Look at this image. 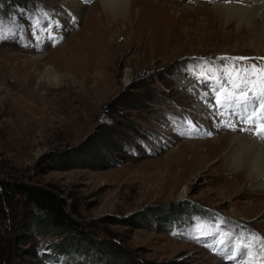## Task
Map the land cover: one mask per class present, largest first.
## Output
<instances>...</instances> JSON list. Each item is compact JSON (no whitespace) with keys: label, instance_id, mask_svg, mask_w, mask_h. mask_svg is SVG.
<instances>
[{"label":"rangeland","instance_id":"rangeland-1","mask_svg":"<svg viewBox=\"0 0 264 264\" xmlns=\"http://www.w3.org/2000/svg\"><path fill=\"white\" fill-rule=\"evenodd\" d=\"M81 1L84 6L75 14L63 0H0V32L7 37L0 39L2 186L25 182L52 189L93 238L127 253L119 264H264V255L256 254L264 247L257 243L252 249L247 238L255 232L264 237V196L240 195L239 189L219 194L221 185L209 174L217 158L175 193L162 185L171 181L182 141L248 132L247 124L216 114L211 105L219 89L190 73L222 67L219 57L250 58L228 60V67H264V51L255 52L234 35L244 26L212 18L209 9L226 0H143L129 21L130 30L152 24L141 46L122 31L125 20L101 34L103 27L90 17L108 9L104 0ZM132 1L126 0L125 11ZM108 45L112 56L99 57ZM85 52L99 58L100 67L91 70L94 79L78 80ZM39 54L43 57L34 61ZM226 87L231 91V85ZM220 120L235 123L236 129L221 126ZM188 121L196 131L188 130ZM184 184L187 192L180 198ZM243 185L247 192L249 184ZM6 196L0 200V264H102L109 259L90 248L71 258L68 237L58 230L39 235L23 198L11 190ZM227 221L245 230L230 235ZM241 244L249 245L251 254L229 259ZM47 249H57L51 263L39 256Z\"/></svg>","mask_w":264,"mask_h":264},{"label":"bare ground","instance_id":"bare-ground-1","mask_svg":"<svg viewBox=\"0 0 264 264\" xmlns=\"http://www.w3.org/2000/svg\"><path fill=\"white\" fill-rule=\"evenodd\" d=\"M142 1L143 0H134L129 3L127 12L124 10L126 0H122V2L121 0H104V3H107L108 5V9H104L103 12L99 14L95 13L94 15H91L92 17L90 18H92L91 20L95 21L97 26L103 27L102 30L100 29L102 35L105 34L106 30H110L114 27L116 28L118 26V21L125 20L127 24L125 23V26L122 31L125 32L126 35L133 34V39L135 40V42H137V44H140L139 46H141L145 43L144 37L147 32H150L149 30H151L152 24H135L134 29L130 30L129 21H131L133 9ZM263 1L226 0L219 2L215 6L211 7L209 10L214 13L212 16L214 20H218L221 22L224 20L227 23L234 22L237 28L240 25L244 26L242 30H238L234 33V35L236 34V36L240 40L246 42V44L255 52H260L261 50L264 51ZM62 3L65 7L69 8L75 14L80 13L84 6L83 1L81 0H63ZM95 4L97 3L93 2L89 5V12H94L96 6ZM123 10L125 13H123L122 17L120 16V18H117L115 21L112 22V24L110 23L107 25V23L110 22L111 16L115 12H121L120 14H122ZM154 11H156L154 14L155 16L160 14L157 9ZM88 17L89 16H87L86 18ZM152 17L153 19H155L154 16ZM152 17L150 18L152 19ZM60 20L62 24H67L66 13L60 14ZM130 31L131 33H128ZM102 41L101 46L103 45ZM110 47L111 46L109 45L107 47L103 46V48L100 50L101 55L99 57L109 59V56H112L109 55L111 53ZM42 57L43 56L39 54L33 60L37 61L39 58ZM80 58L81 59H79L77 65L79 71L76 72V77H78V80H90L97 77L91 75V70L94 68V65L100 67L99 58L97 61H95L96 57L91 56L90 58L88 52L82 54ZM51 74L54 79L58 78L56 73L51 72ZM124 79H128L127 71L124 73ZM27 91L29 92V90ZM182 144H186L187 146L183 148V146L185 145L181 147ZM175 150L179 153H175L176 155H174L175 161L170 171L171 181H168L166 183L162 181V185H170L171 191L173 193H175L180 184H182L183 182H187L190 177L195 175L196 172H198L202 167H204L211 158H217L219 160V163L213 169H211L209 174H214V176H216L215 182L217 183V185H221L220 189L222 192L219 194L227 195L232 191V189H239L241 190V193H239L240 195L243 194L244 196H264V140H261L256 135L249 133V131L245 133L235 131L224 135L218 134V136L216 137H212L210 139L206 138L204 140L200 139L198 141L184 140L178 144ZM243 183L249 184L250 188L249 190L247 189V192H245L246 190L244 191L242 188L244 186ZM186 184H184L182 187V190L179 194L180 198H184V196L186 195ZM225 224L229 227L230 235H233L234 229H237L239 231L245 230V225L243 226V224L239 222L238 225L235 227L234 224L231 223V225L230 223H228V221L225 222ZM256 254L264 255V253H262V251L260 252L258 249L256 251Z\"/></svg>","mask_w":264,"mask_h":264},{"label":"snow or ice","instance_id":"snow-or-ice-1","mask_svg":"<svg viewBox=\"0 0 264 264\" xmlns=\"http://www.w3.org/2000/svg\"><path fill=\"white\" fill-rule=\"evenodd\" d=\"M6 38L0 32V39ZM49 39L54 40V37H49ZM217 59L224 62L222 67H209L205 72L201 73L202 78L211 82L214 90L219 89L214 91L215 104L211 105V107L216 110L218 116L227 115L247 124L248 128L244 129L246 131L251 132L254 128V134L264 140V75H260L264 73V67H258L255 64L245 66L233 64L231 67L227 66L226 62L228 60L244 61L250 59L247 57H219ZM211 73L215 74L210 75ZM254 76L257 78L253 79ZM226 85H231V91H228ZM250 85H252L251 88L249 87ZM256 85H260L258 90H256ZM224 93H227V95H224ZM205 95H208V93H205ZM257 106H259V115H255ZM250 112L253 115H250ZM257 120L260 122L256 123ZM187 123L191 126L188 129L189 131L197 130V126L193 121H188ZM219 124L231 127L233 130L237 126L235 123H226L224 120H220ZM248 239L252 240V249L256 247L257 243L264 247V237H259L257 234L252 233ZM229 252H231V249ZM245 254H251L250 246L241 244L236 250V256L229 255L228 258L236 261L237 259H243Z\"/></svg>","mask_w":264,"mask_h":264},{"label":"trees","instance_id":"trees-1","mask_svg":"<svg viewBox=\"0 0 264 264\" xmlns=\"http://www.w3.org/2000/svg\"><path fill=\"white\" fill-rule=\"evenodd\" d=\"M7 187L0 183V200L7 199L6 194L9 190L20 195L28 206L33 229L44 236L53 230L63 233L69 239L70 249L66 250V254H70L71 258L77 250L89 248L103 252L105 255L109 254V259L102 264H119L127 256L126 252L116 247L110 248L85 231L84 227L68 213L65 199L52 189L25 182H13ZM56 251L47 249V252H42L39 256L43 261L51 263L58 258Z\"/></svg>","mask_w":264,"mask_h":264}]
</instances>
